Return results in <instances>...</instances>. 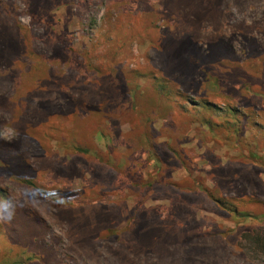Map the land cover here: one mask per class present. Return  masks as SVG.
<instances>
[{"label": "rangeland", "instance_id": "rangeland-1", "mask_svg": "<svg viewBox=\"0 0 264 264\" xmlns=\"http://www.w3.org/2000/svg\"><path fill=\"white\" fill-rule=\"evenodd\" d=\"M0 198V264H264V0H0Z\"/></svg>", "mask_w": 264, "mask_h": 264}, {"label": "clouds", "instance_id": "clouds-1", "mask_svg": "<svg viewBox=\"0 0 264 264\" xmlns=\"http://www.w3.org/2000/svg\"><path fill=\"white\" fill-rule=\"evenodd\" d=\"M58 203H63V200H59ZM14 214L13 206L8 200L0 198V221L5 219L10 222Z\"/></svg>", "mask_w": 264, "mask_h": 264}, {"label": "trees", "instance_id": "trees-1", "mask_svg": "<svg viewBox=\"0 0 264 264\" xmlns=\"http://www.w3.org/2000/svg\"><path fill=\"white\" fill-rule=\"evenodd\" d=\"M79 150H82V149H79ZM261 239V250H263L264 251V239L263 238H260Z\"/></svg>", "mask_w": 264, "mask_h": 264}]
</instances>
